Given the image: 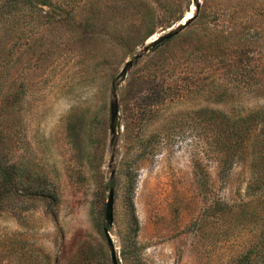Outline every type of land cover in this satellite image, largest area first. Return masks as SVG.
Listing matches in <instances>:
<instances>
[{
	"label": "rangeland",
	"instance_id": "1",
	"mask_svg": "<svg viewBox=\"0 0 264 264\" xmlns=\"http://www.w3.org/2000/svg\"><path fill=\"white\" fill-rule=\"evenodd\" d=\"M7 2L0 264H113L106 230L119 264H233L261 238L264 0ZM213 112L246 130L227 162Z\"/></svg>",
	"mask_w": 264,
	"mask_h": 264
},
{
	"label": "trees",
	"instance_id": "2",
	"mask_svg": "<svg viewBox=\"0 0 264 264\" xmlns=\"http://www.w3.org/2000/svg\"><path fill=\"white\" fill-rule=\"evenodd\" d=\"M49 4L50 0H8V2L2 7L6 9L13 8L14 6L18 5L26 7L27 5L48 6ZM246 47V44H242L240 47V52H244L249 48ZM250 70L254 71L251 69V67ZM256 70H262L264 72V67L262 69L259 68ZM213 114H215L216 119L219 121L220 129L218 131V136L221 138V142L223 144L222 148L226 153V159H224V161L227 162L231 152L243 151L246 148L245 144L246 140H248V138H246V130H241L236 128L235 125H231L226 121V118L224 119V115H222L220 112H213ZM256 188H260V183L256 185ZM233 264H264V232L262 233L261 238L257 241H254L250 249L241 254Z\"/></svg>",
	"mask_w": 264,
	"mask_h": 264
},
{
	"label": "water",
	"instance_id": "3",
	"mask_svg": "<svg viewBox=\"0 0 264 264\" xmlns=\"http://www.w3.org/2000/svg\"><path fill=\"white\" fill-rule=\"evenodd\" d=\"M194 19H195V16L193 15L191 19L181 22L179 25H177L175 28H172L170 31L166 32L165 34L154 38L152 41H150V43H148L144 47L143 49L144 53L150 52L151 50L165 43L166 41H169L173 39L174 37H176L177 35H179L194 21ZM133 64L134 62L132 60L126 62L125 66L123 67L120 73V78L122 79V81L126 79L129 71L133 67ZM119 116H120V106L118 103V99H115L111 104V130L114 133L116 132V128L119 122ZM112 205H113V197L111 196L108 202V206H107V220L109 223L113 222ZM105 233H106V237L109 243L113 264H119L116 249L110 238L108 230H106Z\"/></svg>",
	"mask_w": 264,
	"mask_h": 264
},
{
	"label": "bare ground",
	"instance_id": "4",
	"mask_svg": "<svg viewBox=\"0 0 264 264\" xmlns=\"http://www.w3.org/2000/svg\"><path fill=\"white\" fill-rule=\"evenodd\" d=\"M192 17H193V16H192ZM189 19H191V16H190V15L187 16L186 19H185L184 21H187V20H189ZM153 39H154V38H153ZM153 39H152V40H153ZM152 40H151V41H152Z\"/></svg>",
	"mask_w": 264,
	"mask_h": 264
}]
</instances>
